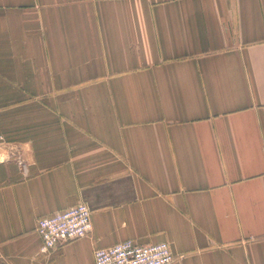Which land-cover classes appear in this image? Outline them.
<instances>
[{"label":"crops","instance_id":"crops-1","mask_svg":"<svg viewBox=\"0 0 264 264\" xmlns=\"http://www.w3.org/2000/svg\"><path fill=\"white\" fill-rule=\"evenodd\" d=\"M91 231L41 252L39 218ZM264 264V0H0V264Z\"/></svg>","mask_w":264,"mask_h":264},{"label":"built area","instance_id":"built-area-1","mask_svg":"<svg viewBox=\"0 0 264 264\" xmlns=\"http://www.w3.org/2000/svg\"><path fill=\"white\" fill-rule=\"evenodd\" d=\"M91 210L85 203L55 211L38 219L36 232L41 239V252H48L65 242L79 239L91 231ZM94 264H169L173 261L165 241L138 244L120 241L93 252Z\"/></svg>","mask_w":264,"mask_h":264}]
</instances>
